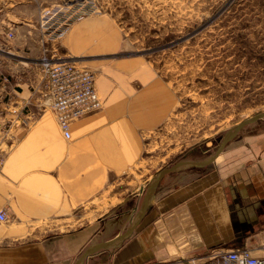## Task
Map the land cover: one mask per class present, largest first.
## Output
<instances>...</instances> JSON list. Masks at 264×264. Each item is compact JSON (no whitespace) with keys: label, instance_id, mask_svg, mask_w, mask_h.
Here are the masks:
<instances>
[{"label":"crops","instance_id":"1","mask_svg":"<svg viewBox=\"0 0 264 264\" xmlns=\"http://www.w3.org/2000/svg\"><path fill=\"white\" fill-rule=\"evenodd\" d=\"M120 43L105 16L74 21L60 39V57L81 58L96 70L104 104L71 124L69 138L41 106L38 69L10 67L12 83L0 90V211L7 216L0 264H74L90 244L123 233L135 215L149 177H127L142 161L146 134L173 103L149 64L112 57ZM27 118V126L10 124ZM230 154L224 150L201 171L164 176L131 236L84 264H191L236 248L264 257V131L244 137ZM103 198L106 205H97Z\"/></svg>","mask_w":264,"mask_h":264},{"label":"rangeland","instance_id":"2","mask_svg":"<svg viewBox=\"0 0 264 264\" xmlns=\"http://www.w3.org/2000/svg\"><path fill=\"white\" fill-rule=\"evenodd\" d=\"M84 16L110 18L121 38L112 57H138L170 91L171 112L146 134L142 161L127 177H149L144 190L162 168L208 157L226 131L264 111V0H0V41L14 33L0 46V78L13 66L70 58L60 57V35ZM263 131L264 118L224 150L231 157L244 137Z\"/></svg>","mask_w":264,"mask_h":264},{"label":"built area","instance_id":"3","mask_svg":"<svg viewBox=\"0 0 264 264\" xmlns=\"http://www.w3.org/2000/svg\"><path fill=\"white\" fill-rule=\"evenodd\" d=\"M65 30L60 36L64 34ZM4 38L0 41L2 42L0 46H6L7 42L14 38V33L8 31ZM38 73L45 96V101L41 106L48 107L53 111L58 127L65 138L70 136L71 124L104 107L96 86V71L80 64L75 58L44 59ZM12 78V75H2L0 90H6L12 83ZM11 112L16 115L20 113L16 109H12ZM29 122L30 119L27 118L10 124L27 126ZM6 219L5 212L0 211V222H5ZM153 264L176 263L163 261ZM191 264H264V257L253 256L247 248L215 250L210 253L209 260Z\"/></svg>","mask_w":264,"mask_h":264},{"label":"water","instance_id":"4","mask_svg":"<svg viewBox=\"0 0 264 264\" xmlns=\"http://www.w3.org/2000/svg\"><path fill=\"white\" fill-rule=\"evenodd\" d=\"M264 118V111L259 112L252 117L245 118L244 120L236 123L231 129L226 131L221 139L219 146L216 148L213 154L202 160H182L178 161L168 167L162 168L160 171L156 172L154 176L150 179L146 188L144 190L143 198L140 202V205L131 219L128 227L123 233L118 234L113 239L105 242L92 243L87 246L79 257L75 260L74 264H84L85 259L103 249H114L118 248L126 239H128L133 233L134 229L138 225L140 219L146 213V210L149 208L150 204L154 200V195L156 188L160 180L169 173L178 172L189 168H203L213 163L220 153L224 150L226 145L234 138L236 133L243 127L250 125L260 119Z\"/></svg>","mask_w":264,"mask_h":264},{"label":"bare ground","instance_id":"5","mask_svg":"<svg viewBox=\"0 0 264 264\" xmlns=\"http://www.w3.org/2000/svg\"><path fill=\"white\" fill-rule=\"evenodd\" d=\"M219 156H220V154L218 155V157H219ZM218 157H217L216 159H218ZM216 159H215V160H216ZM214 162H215V161H214Z\"/></svg>","mask_w":264,"mask_h":264}]
</instances>
